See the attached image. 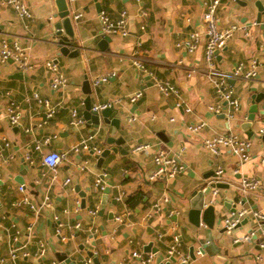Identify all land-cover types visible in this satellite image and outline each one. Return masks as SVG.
<instances>
[{
	"label": "crops",
	"instance_id": "obj_1",
	"mask_svg": "<svg viewBox=\"0 0 264 264\" xmlns=\"http://www.w3.org/2000/svg\"><path fill=\"white\" fill-rule=\"evenodd\" d=\"M66 1L78 48V54L72 56L58 55L52 38V24L58 20L54 18L55 0H24L32 15L30 20L20 18L11 5L0 1V37L17 39L34 65L23 72L11 61L0 63V259H4L0 264H12V248H16L17 264H64L58 258L61 255L78 264L89 253L99 264H140L131 257L133 251L152 253L156 264H171L167 249L173 234L179 236L178 249L190 256L191 264H264L256 259L257 254L264 255V248L255 242L233 241V237L254 226L250 217L234 230L232 238L221 233L218 222V218L231 213L233 206L264 212V139L257 136L264 116V37L254 24V0H238L246 1V7L235 0H222L217 9L220 27L246 25L248 34L235 31L216 53L215 75L226 74L239 63L247 69L252 59L259 63L254 79H229L233 95L241 103L232 117L226 116V102L207 77L204 36L191 53L183 46L191 32L204 33L202 13L207 0ZM100 11L112 20L125 11L127 35H100ZM78 13L81 16L75 19ZM104 36L109 40L100 45ZM134 58L141 60L143 70L134 66ZM47 60L56 62L67 78L63 87H51ZM104 75L111 76L93 83L94 78ZM86 78L92 105L118 101L109 117L116 119L118 126L103 124L101 119L98 129L84 118L82 125L70 123L72 109L83 117ZM157 80L174 85L183 108L190 110L176 107V97L160 92ZM138 90L142 91L141 97L131 103L129 96ZM33 93L49 105L36 101ZM10 101L19 105L18 125L11 126L5 118ZM253 103L257 112L250 121ZM217 104L222 107L221 113L209 110V105ZM48 107L54 109L50 117H46ZM130 116L136 119L130 121ZM200 121L204 127L197 134L190 133L188 126ZM228 132L251 140L250 160L240 162L228 151L213 156L203 147L205 137ZM90 135L93 137L88 139ZM109 137L124 142L108 143ZM45 138L48 143L43 144ZM85 140L90 149L72 150ZM37 143L41 150L35 148ZM137 145L146 147L134 151ZM109 147H117L118 151H111L98 165V153L93 148L103 151ZM51 150L66 153L55 171L42 163V154ZM160 152L175 158L183 169L174 178L150 180L153 158ZM218 166L223 167L224 175L215 181ZM100 176L109 188L105 199L104 190L95 188ZM250 176L260 178L262 184L244 195L239 180ZM19 178L24 182L20 183ZM66 178L70 182L65 185ZM216 183L227 187H210L217 190V196H212L211 190L204 196V206L212 199L214 225L208 227L202 221L193 224L187 216L193 191ZM21 184L25 186L23 192L19 190ZM81 191L85 193L84 208ZM23 196L35 205L48 196L50 206L36 212L26 204H15ZM162 197L167 200L162 203L161 214L146 218L152 203ZM222 199L230 201V207L221 204ZM117 216L121 221L116 220ZM77 222L79 228L74 227ZM149 243L150 251H146ZM41 244L45 252L39 256ZM197 250L202 254L195 255Z\"/></svg>",
	"mask_w": 264,
	"mask_h": 264
},
{
	"label": "built area",
	"instance_id": "obj_2",
	"mask_svg": "<svg viewBox=\"0 0 264 264\" xmlns=\"http://www.w3.org/2000/svg\"><path fill=\"white\" fill-rule=\"evenodd\" d=\"M4 4L11 5L18 16L22 19L30 20L31 12L24 0H0ZM222 0H207L204 2V10L202 13V20L205 25L204 33H199L198 31H193L189 34L188 38L184 41L183 46L188 52H193L197 49L198 44L201 42L202 35L205 38V46H204V58L207 63V77L209 81L215 87L217 93L221 97L222 100L226 102V116L232 117L233 113L240 109L241 103L240 101L233 95V89L228 83L229 79L236 78H244V79H254L257 75V66L258 60L252 59L248 63L247 69H244L242 63H239L236 67H234L231 71L226 74L216 76L214 73V63L213 59L216 53L223 49L230 38L233 36L235 31L243 30L244 34H248V28L246 25L232 24L228 27L222 28L220 27V19L217 15V9ZM81 16L80 13L75 14L74 18L78 19ZM100 20V35H113L120 34L122 36H126L128 31L126 28V12L122 11L120 13L119 18L112 20L110 17L104 12L100 11L99 13ZM8 61L13 62L16 67L23 71L32 70L34 65L29 59V55L25 47H23L17 39H8L6 37H0V63H6ZM134 66L138 70H143L144 65L142 64L139 58H134L133 60ZM45 67L51 73V87L53 89H59L63 87L67 83V78L63 74L59 65L52 61H45ZM111 75H104L102 77H96L93 79V83L96 85L100 82L107 81ZM155 85L164 95H174L176 97L175 106L184 109L185 111H189V107L183 108V102L181 101V95L179 90L169 82L163 81H155ZM142 95V91L138 90L132 93L129 96V101L134 103L137 99H139ZM32 97L42 103L43 105L48 106L49 103L46 99L39 97L37 93H33ZM118 101H110L107 103L94 104L91 107L93 112L100 111L108 106H113ZM209 110L214 113H221L222 107L217 105H209ZM54 112L53 108L47 109L46 117L52 116ZM21 112L19 109V105L10 101L6 106V114L5 118L7 122L13 126L18 125L20 123ZM135 116H130L129 120H135ZM70 123L74 126H79L84 123V119L82 116L78 114L75 109L71 111V121ZM205 123L203 121L190 124L188 126V131L193 134L199 133V131L204 127ZM257 136L261 140L264 138V116L261 119V125L258 127ZM93 136L90 135L88 139H91ZM43 144L48 143V138H45ZM203 147L210 152L213 156L220 155L224 151H228L238 156L240 162H246L250 160V148L252 142L250 139L242 138L237 133L228 132L226 134H215L209 137H205L202 140ZM146 146L137 145L134 147V151H140L144 149ZM37 150H41V144L37 143L35 145ZM90 149L87 141H81L78 145L74 146L72 150L74 152H78L79 150ZM94 151L98 154H101L102 150L99 148H93ZM66 157V153L59 151H48L42 154V163L47 166L50 170L55 171L56 167L61 163V161ZM155 167L153 171L149 174L150 180H156L160 177L166 178H174L182 169L183 165L178 162L175 158L168 156L162 152L157 153L153 158ZM264 162V156L261 159ZM224 175V169L221 166H218L214 172L213 180L219 181L222 179ZM70 182L69 178L64 180V184H68ZM262 181L258 177L250 176V177H242L239 180V190L242 194L248 195L251 192L256 191L260 188ZM106 183L103 176H100L95 181V188L102 191L105 189ZM206 188L202 187V191ZM20 191L25 190L24 185L19 186ZM211 190V191H210ZM210 194L212 196H217L218 192L215 188H210ZM167 200L166 197H162L155 202L152 203L148 212L146 213V218L151 219L152 217H157L161 214L162 203ZM210 199V203H212ZM15 204H26L32 210L36 212H40L45 208L50 206V199L48 196H45L38 205L33 204L27 196H23L20 201L15 202ZM207 205V204H206ZM205 205V206H206ZM92 214L96 213V210L91 211ZM171 214V213H170ZM251 218L254 221V226L250 228L245 234L241 236L233 237L234 242L238 241H250L255 242L259 248H264V212L259 210H253L251 208H236L234 212H231L229 215L223 217L220 221V226L225 228V232L227 234L233 235L235 229H238V226L241 224V221L244 218ZM57 219V217H55ZM116 220L121 221V217L117 216ZM75 228H79L80 224L77 222L74 224ZM30 229V227H28ZM57 233L60 232L59 227L56 229ZM258 235H262L261 239H257ZM86 242H89V239H86ZM180 245V238L177 234L172 235L171 243L168 246L167 253L168 257L174 258V261L171 264H191V258L187 254H181L178 247ZM45 252V248L42 244L39 247V251L37 255L41 256ZM202 254V250L195 251V255ZM27 255V253H24ZM131 257L137 259L140 264H156L154 263V256L152 253H142L139 251H133L131 253ZM17 252L16 248H12L10 250V260L12 264H17L16 262ZM256 259L258 261L264 262V255L257 254ZM4 261L3 258L0 259V263ZM170 263V262H169ZM29 264H33L30 262ZM78 264H93L92 256H88L79 261Z\"/></svg>",
	"mask_w": 264,
	"mask_h": 264
},
{
	"label": "water",
	"instance_id": "obj_3",
	"mask_svg": "<svg viewBox=\"0 0 264 264\" xmlns=\"http://www.w3.org/2000/svg\"><path fill=\"white\" fill-rule=\"evenodd\" d=\"M237 3H241L243 7L247 6V2H239L238 0H235ZM55 4L57 7V12L54 14V18H57L58 20L52 24L54 28V32L52 33V38L54 41V44L56 45L58 49V55H77L78 54V48L75 45V34H74V27L72 24V18L70 16V10L68 8V3L66 0H55ZM254 7V24L259 28V30L262 32V35L264 37V0H254L253 2ZM109 40V36H104L101 41L100 45H105L107 41ZM21 72L18 73L19 76H21ZM151 84V83H150ZM83 92L87 94L86 99L84 100L85 108L83 111V118L87 121L89 125L94 127L95 129H98L100 127V119L102 120L103 124H111L114 126H118L116 119H109L110 114L114 111L113 106H108L104 109H101L100 111L93 112L91 110L92 107V101L90 98V92L91 87L89 80L86 78L83 83ZM257 112V105L255 103L252 104V106L249 108V115L248 119L252 121L254 119V115ZM247 123V126H249ZM250 132H247V136H250ZM264 139V138H262ZM108 143L115 142L117 145L120 143H123L124 140L119 139H113L108 138ZM113 151L117 152V147H109L104 149L101 154L96 155L97 158V164L101 165L104 158L108 156V154ZM20 183H23V179H17ZM227 187V185L223 183H216L209 187H206L204 191L196 189L192 193V197L190 199V209L188 211V220L192 222L195 225H198L201 221L204 222L208 227H212L214 225L215 221V212H214V205L213 204H207L204 206V196L209 193L210 187ZM75 189L78 191L79 188L75 187ZM109 192V188L104 189L103 198L105 199L107 196V193ZM79 195L82 197L81 199V207H85V193L80 192ZM219 197L221 198L222 195L219 194ZM230 201H224L222 199L221 204H224L226 207L229 206ZM236 209L235 207H231V212H234ZM100 213V212H99ZM221 218H218V222L220 223ZM247 222V218H244L241 221V224L238 226V228H241L243 224ZM221 233L225 234L228 238H232L230 234H227L225 232V228H220ZM149 246H151V243L148 244V247L146 248V251H150ZM89 256H92V253H89ZM191 257L193 258V255L191 253ZM59 260H63L64 264H75L73 261H71L69 258H67L65 255L58 256ZM171 261H174V258H170ZM93 261L95 264H99L98 260L96 258H93ZM162 264V263H160ZM165 264H170L165 263Z\"/></svg>",
	"mask_w": 264,
	"mask_h": 264
}]
</instances>
